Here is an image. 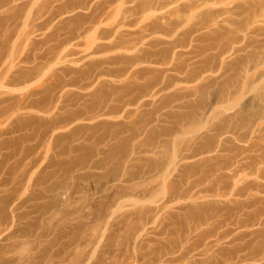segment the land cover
<instances>
[{
	"label": "rangeland",
	"instance_id": "374dc122",
	"mask_svg": "<svg viewBox=\"0 0 264 264\" xmlns=\"http://www.w3.org/2000/svg\"><path fill=\"white\" fill-rule=\"evenodd\" d=\"M27 1L21 18L23 9L19 11L22 24L17 27L16 21L15 29L2 23L7 15L0 11V25L4 24L0 34L4 28L15 30L10 39L16 42L7 39L8 45L18 43L23 35L20 48H9L11 55L3 65L7 64L8 75L19 64L30 69L35 52L31 42L48 34L43 29L44 33L31 34L33 39L24 35L29 28L25 24L37 16L36 7L43 0L38 6ZM94 1L90 6L101 0ZM128 1L113 4L114 11L102 19L97 32L81 23L86 29L79 38L47 61L42 59L37 75L20 84L0 85L8 102L2 104L7 110L0 114V264H264V214L258 216L259 209L264 213V191L252 189L251 196L228 198L222 186L237 189V178H220L213 172L244 144L223 143L227 150L222 152L218 150L222 137L216 136L211 141L214 152L182 159L185 150L199 144L215 125L230 129L240 121V134L252 130V140L258 143L250 154L264 152V0H151L155 2L151 8L136 15L134 27L127 29H139L159 18L158 32H144L135 50L94 52L96 45L108 42L99 31L116 27L124 8L134 1L150 0ZM76 13L56 18L57 36L63 37L61 28L79 27L72 19ZM25 36L32 40L23 43ZM170 42H183L185 47L171 50ZM187 50H193L192 61L204 62L209 71L194 81H174L165 88L168 74L178 76L169 68L185 67L184 57L173 56L174 52ZM130 57L135 59L132 64ZM113 58L119 62L111 63ZM14 63L18 65L13 69ZM86 65L105 72L89 89L75 84L50 93L45 105L53 106L51 114L38 107L20 110L26 101L47 94L53 81L80 79L78 71ZM116 69L123 70L121 76ZM221 92L218 105L215 97ZM120 96L133 98L135 105L120 108L112 101ZM91 104L103 106L106 112L113 107V112L100 116L98 110H80ZM213 106L219 108L210 114ZM78 110L77 118L50 127L56 115ZM28 119L37 121L14 130ZM117 126L124 131L114 140L109 135ZM126 129H137L134 139L140 140L134 143ZM101 135L106 138L99 140ZM215 154L220 158L214 159ZM202 176L203 185L198 183ZM239 176L243 183L264 184L262 177L248 170ZM208 185L212 191L203 189ZM215 191L226 196L216 197ZM249 202L254 204L248 207ZM234 217L246 224L252 220L253 225L217 223ZM224 232L229 235L221 239Z\"/></svg>",
	"mask_w": 264,
	"mask_h": 264
},
{
	"label": "bare ground",
	"instance_id": "6f19581e",
	"mask_svg": "<svg viewBox=\"0 0 264 264\" xmlns=\"http://www.w3.org/2000/svg\"><path fill=\"white\" fill-rule=\"evenodd\" d=\"M29 1H30L29 2L30 6L34 5V4H36L38 6L40 4V6H38V7H40V9L38 7H36V5H35V7L37 9H39V10L36 9V11H38V13L36 12L37 16L35 18H32L33 20H30V23H28V24H25L23 22V25L24 24L26 26L29 25L28 29L30 30V32L28 33V29H27L26 30L27 33H25L26 31L23 29V32L25 31L24 35L27 36V35L30 34V36H31V34H32L34 36L33 33H36V32H38L40 30H41L40 32L44 33L45 29L48 31V32L46 31V33H48V34L46 35V38L43 39V40L36 39V38H40L38 36L36 38L34 37V40L31 42L32 48H30L28 46V44H27V47H29L31 50L33 49L32 52L33 51L36 52V53L35 52L33 53L32 60L34 61V63H31V67H29L30 69L27 68L25 70V67L23 68V67H21L20 64L19 65L16 64L18 62L17 61L16 63L13 64V67H12L14 69L15 68L14 65L15 64L18 65L16 71H14V72H16V74H14V72H13L12 74H14V75H12V74L8 75V72L6 71V70H8V68H6L7 64L5 65V68H4L3 65H4V62L7 61V57L11 53L9 51V48H10V46H11V48H13V47H15V45H16V47L20 48V45L18 46L17 44L21 41V37L23 35L19 38L20 41L17 40L18 43H13L11 45H8L7 39L9 40L10 36H11V33L13 31H15V30H13V29H15L14 24L16 25V21L20 20L19 19V11L21 9H23L22 11H23L24 14L21 13L20 14L21 15L20 18L23 15H25V11H24L25 8L24 7L26 5H28L27 4L28 1L25 2V0H0V11L4 10L3 13L6 12L5 14L7 15L6 16L4 14L6 17H3L2 23H5V25H9V26L12 24V26H14L13 29H11L12 27L10 28L11 31L13 30L12 32L10 30H8L9 29V27H8V28H6V31H5V28H4L3 32L0 34V38H2L0 40V85L3 88H5L7 86V85H4L5 83H12L14 85L16 83L20 84V83H22L21 81L24 80L25 78H27V80H28V78L30 76L38 73L41 63H44L43 61H41L42 59L43 60L46 59L45 61H47L49 58H51V56L54 55V53H57V50L60 47H61L60 49H62L63 45L64 46L65 45L67 46V44L70 45V43H72V41H74V39L76 40V38H79L80 31L83 28L86 29L85 26L83 28H81L84 25L83 23H87L88 24V25H86L87 28L92 26L93 27V31L97 32L98 31V27L100 26L102 19H104L105 17L110 15L112 10L114 11V9L111 6H113V4H115V3H118V5H116V7H117L124 0H101V1L96 0V1H99V2L94 1L96 3L95 4L93 3V5H91V6H90V2L93 1V0H43V1L41 0L42 3H39V4L37 2L38 1L40 2V0H29ZM55 2H57L58 4H54ZM128 2L131 3V0H129ZM154 3L155 2H153L151 0L150 1H146V2L145 1L144 2H135L134 1L132 4H130V6L125 7L124 10H123L122 15L120 17V20H118L119 22L117 23L116 27L107 28V29H103V30L99 31L100 34H101V37H103L105 40L107 39L108 42H105V43L102 42V43H99L98 45H96L94 52H99L100 53V51H103V50H106V49L120 48V47H124L126 50H129V49H134L135 50L136 49V41L138 39H142L143 38L144 32H152V33L158 32V30L161 27L160 23L158 22L159 18L151 21L150 23L146 24L145 26L143 25V27H140L139 29H136V30L134 28H133L134 30L133 29L132 30H128L127 29L128 27H131V25H133V21H134L133 18L136 15H138L140 13H143L146 10H149L148 8L149 7L151 8V6ZM34 8L32 6V9H34ZM26 9H27V6H26ZM10 10H11V12L9 13ZM34 10H32V12H30V13H33ZM29 11H31V8L29 9ZM78 11H80V12L82 11V12L78 13ZM75 12H77V13L75 14L74 17H72V19L74 21H76L77 24H80L79 27L78 26L76 28H68L67 27L68 28L67 30L65 28H61L60 32L64 31V33H62L64 35H63V37L57 36L59 34V33L57 34V32H59L58 31L59 29L56 30L57 29L56 26H55L56 25V23H55L56 18H59L62 15L66 16V17H67V15L72 16V14H74ZM0 18H2V17H0ZM61 18H59V19H61ZM27 22H29V20ZM63 23H65V22H63ZM81 23L83 25H81ZM19 24H22V23H19V21H18L17 27L19 26ZM70 24H72V23H70ZM3 25L4 24H2V26L0 25V27H3ZM4 27H7V26H4ZM92 27H91V29H92ZM133 27H134V25H133ZM16 30H17L16 31V34H17L18 28H16ZM83 31H85V30H83ZM42 33L39 36H41ZM12 36H14V34ZM17 36H19V35H17ZM26 36H25V38H22V39H24L23 43H24L25 40H27L28 43H29L33 39V36H31L32 39L30 37L29 39H31V40H28L27 38L29 36L27 38H26ZM42 36L45 37L44 35H42ZM10 41H11V39H10ZM12 41L16 42V40H14V39ZM11 42H9V43H11ZM31 44H29V45H31ZM169 44L171 45V50H174L177 47H181V48H183V46L185 47V44L183 42L182 43L170 42ZM42 46H45V48H43L44 50L42 49L43 50V51L41 50L42 52L38 51ZM27 50H29V49H27ZM15 51H16V49H15ZM8 52H10V53L8 54ZM12 52H14V51H12ZM28 52H26V54ZM37 52H39V54ZM15 54H16V57L14 56V58H16L15 60H17L19 54L18 55H17V53H15ZM178 54L180 56L184 57L185 67H183V66L179 67V66H174L173 65L171 68H169L170 71H175L178 74V76L177 75L174 76V75H169L168 74L166 76V79L169 78V80H168V82H165V88L170 87L171 86V82L174 83V81H194V80L198 79L199 77H201V75L203 73L209 71V69H210V67L207 66L202 61L198 62V63H197V61H192L193 58H192L191 55L193 54V50H187L186 52H183V53L174 52L173 56H177ZM30 55H29V58H31ZM21 56H22V54H21ZM26 57H27V55H26ZM5 58H6V60H5ZM19 59H22V57L19 58ZM24 60L22 59L21 61L23 62ZM32 60H31V62H33ZM127 60L129 61L130 64H132L135 61V59L133 57H130ZM118 62H119V59H117V58H113L111 60V63H118ZM26 63H28V61L25 62V64ZM26 65L28 66V64H26ZM191 65H195V67L189 68V66H191ZM29 66H30V64H29ZM86 67H87L86 69H83L82 71H78V73H80V75H78L80 77V79L78 78V79H68V80H65V81H61V80L53 81L51 84H49L48 88L46 87L48 95L46 93H44V95H42L40 98H38L36 100H34V99L32 100L31 99L30 101H28V102L26 101L25 103H23L24 105L23 104L21 106L18 105L20 107V110H21V108L32 109V108H35V107L37 108L38 107V108H40L42 113L51 114L52 113L51 109H53V106L45 105V102L48 99V96H49L50 93L51 94H56L59 90H62L63 88H65L67 86H73L75 84H77V85L79 84V88H81L83 90L89 89V87H90L89 85H90L91 82L93 83L94 80H96V78L100 79V77H102V75L105 74L103 68H94L93 66H90V65H86ZM19 68H23L24 70L23 69H19ZM122 71H123L122 69H116V74L121 76L122 75ZM10 75H12V76H10ZM78 80H80V82H78ZM23 82H25V80ZM142 90H144V92H145L147 89L146 90L142 89ZM0 91H2V90L0 89ZM6 91H7V89H6ZM99 91H100V89H99ZM3 92H5V91H3ZM141 92H143V91H141ZM153 93L155 94V92H153ZM153 93H150V95L152 94V96H153L154 95ZM222 93L223 92H221V94L218 93L216 95V97H215L216 103H218V105L221 104V102L223 100L221 98L223 97L224 93L223 94ZM143 95H145V94H143ZM146 95H147V93H146ZM4 97L1 96V92H0V114H3V115L6 112L7 108L4 105H2V104L8 103V102H6L7 100H5L7 98V96L5 95ZM141 97H143V96H141ZM138 98L139 97H137V101H138ZM57 99L59 100V98H57ZM112 101H116L117 103L121 104V106H119L120 108H123V107L127 108V106L128 107L132 106L134 104V101H136V100H134L133 98L125 99L124 97L120 96V97H115ZM56 102L58 103L59 101H56ZM137 103H139V102H137ZM136 105H138V104H136ZM18 106H17V108H19ZM218 108L213 106L211 112L209 111L210 114L213 113L214 110H216ZM108 109H110V110L106 112V110H105V108H103V106L101 107V106H98L97 104L83 105V107L82 106L80 107V110L85 111V112H91L93 110H98V112H100V116L101 115L102 116L106 115L109 112L110 113L113 112V107H109ZM16 110L18 111L19 109H16ZM80 110H78L77 113L68 114L66 116L56 115V117H54V118L52 117L53 119L51 118L52 120L50 121V127H54V128L55 127H59L63 123L69 122V121L77 118V116L79 115ZM125 111L127 112V110H125ZM204 115H206V113H203V116ZM128 117H130V115ZM30 121H37V119H30V120L28 119L27 121L17 123V125L14 127V130H16V132L20 131L21 129H23L26 126H28V124H30ZM142 123H141V126H143V124H144V123L143 124ZM239 123H242V122L241 121L237 122L235 125L231 126L230 129H226L222 125H215L212 129H210L207 132V134L204 137H202V139L199 142V144H197L195 146L188 147L185 150L186 152L182 156L183 160H185V159L188 160V159H191V158L194 159L195 157H199V156H201L203 154L211 153L212 151L214 152V149H212V146H211V141L216 136L217 137H222L221 140H220L221 144L218 146V150H220L222 152L227 150V148L223 145V143H230V144H235V145L237 143H243L244 144L243 146L236 147V152L233 155H231V157L229 158V161L227 163H225L224 165H222L221 167H219V168H217V169H215L213 171L215 174H218V177H220V178H237V180L235 182V186H237L236 187L237 189H235V187H232L229 190L227 185H223L222 186V188L225 190V192L229 194L228 198H230L232 196H241V197H246L248 195L251 196L250 191L252 189H257L256 193H260L261 191H264V188H262V187H264V184L240 182L241 177L239 176V174L241 172H245L247 170L250 171V172H253L257 176V178L262 177L261 180L264 179V152L262 154H256V155H251L250 154V152L253 151V148H255L258 145V143H256L255 141L252 140V137L254 135V131L250 130L246 134H240V132L238 130L239 128L237 126ZM122 129H123V127L117 126V129L111 135H109L111 137V139H114V140L118 139V137H117L118 134L120 132L124 131V129L123 130ZM14 130H13V132H15ZM127 130L129 131V129H126V131ZM129 132L131 133L132 139L136 140V141H134V143H136L138 140H140V139H136V138L134 139V137H136V135H137V133H136L137 129H131ZM226 134L227 135L230 134V136L229 137L224 136ZM105 138H106L105 135H101L99 137V140H104ZM139 145H140V143L138 144V146ZM144 147H146V146H144ZM137 148L138 147H136V150H137ZM213 158L214 159H218V158H220V155L219 156L216 155ZM203 178H205V177L202 176L201 178H199L198 179V183L201 184V183H203V181L205 182V180H203ZM20 181H21V179H20ZM242 183L244 184L243 186H241ZM201 185H203V184H201ZM203 189L207 190V191L209 189L210 191H212V188L209 185H208V187H205ZM232 189L235 190L234 193H232V191H231ZM122 191L125 192V189H123ZM213 193H214V196L220 197V198L226 196L225 193L220 192V191H215ZM249 203H252V204H249ZM249 203H248V207H249V205L252 206L254 204L253 202H249ZM239 208L240 207L237 206V210ZM261 210L262 209L258 210V212L260 211L258 213V216L264 214V213H261ZM256 213H257V211H256ZM233 219L232 218H226V219L224 218L223 220L219 219V221L217 219V223L220 226V224H222V225L225 224L226 225L227 222H229V224H231L232 226L235 225V226H238V227H242V226L245 227V225L247 226L250 223H252V220H251V222H250V220H248V221L246 220L248 223L250 222L249 224L248 223L246 224L245 221H244L245 219L244 220H240L238 217H234ZM251 219H253V218H251ZM263 221H264V219H263ZM217 223H216V225H217ZM225 233L226 232H224V234ZM226 235H229V234H225V235L222 234L221 235L222 236L221 239L222 238L225 239Z\"/></svg>",
	"mask_w": 264,
	"mask_h": 264
}]
</instances>
